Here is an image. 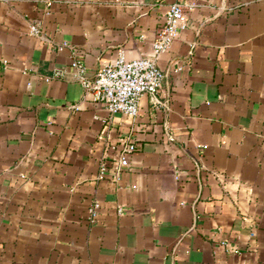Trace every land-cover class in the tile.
<instances>
[{
    "label": "crops",
    "instance_id": "0c3cea01",
    "mask_svg": "<svg viewBox=\"0 0 264 264\" xmlns=\"http://www.w3.org/2000/svg\"><path fill=\"white\" fill-rule=\"evenodd\" d=\"M172 1L0 0V264H264V0H182L136 116L71 72L152 55Z\"/></svg>",
    "mask_w": 264,
    "mask_h": 264
},
{
    "label": "built area",
    "instance_id": "2783aa9c",
    "mask_svg": "<svg viewBox=\"0 0 264 264\" xmlns=\"http://www.w3.org/2000/svg\"><path fill=\"white\" fill-rule=\"evenodd\" d=\"M198 6L197 1L175 0L169 4L163 24L159 27L152 41V55L128 58L122 50L111 62L99 67L94 77H89L87 67L82 59L74 55L70 62L71 72L93 93L95 99L101 101L110 115L117 112L136 116L139 113L140 100L148 94L155 106L163 104L159 92L165 79L164 71L158 65L159 56L168 51L179 32L189 26V12ZM30 32L43 35V28L38 22L30 24ZM142 38L144 36L142 35ZM70 42L64 40L59 48L69 46ZM3 65H8V60L3 59ZM2 66L0 65V68ZM65 68L57 67L46 80L63 77ZM108 122L109 119L103 118ZM136 149L133 142L124 147L121 164H129L128 153ZM102 173L105 166H102ZM176 177H179L176 175ZM100 202L94 200L89 207L90 218L94 220L99 214ZM124 208L119 207V212ZM227 244L226 241H223Z\"/></svg>",
    "mask_w": 264,
    "mask_h": 264
}]
</instances>
